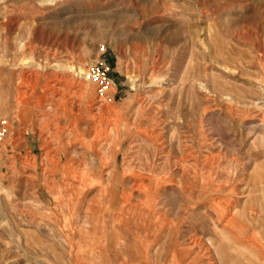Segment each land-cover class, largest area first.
<instances>
[{
	"label": "rangeland",
	"instance_id": "obj_1",
	"mask_svg": "<svg viewBox=\"0 0 264 264\" xmlns=\"http://www.w3.org/2000/svg\"><path fill=\"white\" fill-rule=\"evenodd\" d=\"M0 72V264H264V0H0Z\"/></svg>",
	"mask_w": 264,
	"mask_h": 264
},
{
	"label": "bare ground",
	"instance_id": "obj_2",
	"mask_svg": "<svg viewBox=\"0 0 264 264\" xmlns=\"http://www.w3.org/2000/svg\"><path fill=\"white\" fill-rule=\"evenodd\" d=\"M47 44V43H46ZM61 68H63L64 69V71H65V73H70L71 71H74V70H76L73 66H62ZM78 74L79 75H83V74H86L85 73V70L82 68V67H78ZM1 72H0V82H1ZM34 75V74H33ZM88 76L90 77V75L88 74ZM74 84H75V82H71V86H74ZM105 84H107V83H105ZM84 85L82 84V85H80L79 86V88H80V90L83 92V89H84ZM109 87V86H108ZM2 91V87H1V84H0V92ZM102 96H104L105 97V95H104V93H102ZM104 97H103V99H104ZM5 107V106H4ZM81 109V108H80ZM85 110H87L88 112H90L89 111V108L88 107H86V109ZM112 112H114V110L112 111ZM100 114L101 115H99V116H96V115H93L92 117H91V121H93L94 122V120H96V119H98L99 117L101 118L102 117V114H103V112H101V110H100ZM99 118V119H100ZM6 121V120H5ZM5 121H0V132H1V134H2V136L0 137V147H1V144H2V142H3V138H4V134H5V130H6V124H7V122H5ZM97 129V128H96ZM96 131V130H95ZM219 136V135H218ZM262 152H261V155L264 157V148L262 147ZM207 151V150H206ZM213 153V152H212ZM216 154V153H215ZM210 155H211V153H210ZM108 160H110V158L107 156V155H104L103 156V158H102V160L100 161L101 162V164L102 165H104ZM148 168V167H147ZM188 173V172H187ZM84 177H86V178H88L87 176H84ZM137 184V183H136ZM142 186H139V188H141ZM39 191V190H38ZM79 191V190H78ZM218 200V199H217ZM210 202H211V204L213 205V206H216L215 205V199H213V198H210ZM206 204V203H205ZM216 207H218V206H216ZM218 208H220V207H218ZM219 211H224V212H222L223 214H222V217L223 218H225L226 217V214H225V209H222V210H220V209H218ZM89 213H90V215H89V217L87 218V220H86V222L84 223V226H83V228H82V230L80 231V235H81V237L82 238H102V234H103V232H102V228L103 227H101V224H100V222H101V220H99V218H97L95 221L93 220L94 218H95V216H97V215H95V214H97V211H96V209H90L89 210ZM225 221V220H224ZM233 225H235L234 224V220H231V221H229V223L228 224H226L225 225V227L223 228V232H227L228 230H230V229H232L231 227H233ZM88 227V229H89V231L87 232L86 231V229L85 228H87ZM222 232V233H223ZM105 238H107V235L105 236ZM238 239V238H237ZM105 243L107 244V240L105 239ZM102 245V246H100V247H102V249H103V251L104 250H107L108 249V246L107 245ZM195 244H197V243H195ZM203 246V245H202ZM187 247V246H186ZM198 250V249H197ZM202 254V253H201ZM204 262V261H203ZM210 262V261H209ZM129 263V262H128ZM74 264H79V262L78 261H75L74 262ZM201 264V263H200Z\"/></svg>",
	"mask_w": 264,
	"mask_h": 264
},
{
	"label": "built area",
	"instance_id": "obj_3",
	"mask_svg": "<svg viewBox=\"0 0 264 264\" xmlns=\"http://www.w3.org/2000/svg\"><path fill=\"white\" fill-rule=\"evenodd\" d=\"M91 79L93 78L94 81L99 82L101 85H104L106 83L104 74L101 72H96L93 75L89 74ZM2 136L1 132H0V137Z\"/></svg>",
	"mask_w": 264,
	"mask_h": 264
}]
</instances>
